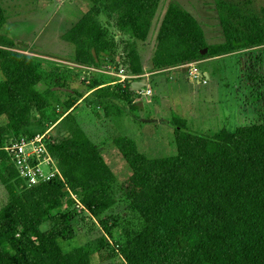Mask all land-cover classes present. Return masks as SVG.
<instances>
[{"label":"trees","instance_id":"obj_1","mask_svg":"<svg viewBox=\"0 0 264 264\" xmlns=\"http://www.w3.org/2000/svg\"><path fill=\"white\" fill-rule=\"evenodd\" d=\"M91 1L93 7L63 34L74 46L76 62L96 67L112 62L120 44L127 71L142 74L138 41H146L160 0ZM103 12L114 19L115 33L99 20ZM5 21L0 4V28ZM221 26L225 42L207 45L199 22L170 4L157 30L149 71L264 44V9L261 15H241L230 6ZM118 32L127 38L117 43ZM0 45L11 46L12 40L0 34ZM0 71V117L6 118L0 127L1 148L43 132L50 102L32 56L0 48ZM131 82L115 91L127 105L134 100ZM110 103L104 105L106 115ZM65 108L67 134L48 141L60 176L27 188L0 149V182L9 195L0 207V264H91L93 254L105 257L103 240L68 250L62 246L75 236L77 201L99 219L104 235L118 229L123 240L115 246L125 264L264 263V122L207 135L173 115L176 154L162 158L147 157L127 136H112L131 170L123 192L132 217L123 218L105 216L116 203L119 184L98 146L75 120L74 103ZM34 113L39 127L28 129ZM120 113L116 106V115ZM103 264L117 263L108 259Z\"/></svg>","mask_w":264,"mask_h":264},{"label":"rangeland","instance_id":"obj_2","mask_svg":"<svg viewBox=\"0 0 264 264\" xmlns=\"http://www.w3.org/2000/svg\"><path fill=\"white\" fill-rule=\"evenodd\" d=\"M172 3L181 6L199 22L207 45L225 42L221 16L229 15L230 6H235L241 15H261L264 9V0H160L146 41H138L144 71L134 75L127 71L120 44L112 62L97 67L76 62L74 46L63 39V34L93 7L91 0H0L6 16L0 34L12 40L11 46L0 45V48L34 58L37 72L43 79L42 88L49 93L50 106L42 119L48 120L46 129L50 128L54 137L66 135L62 119L68 112L66 104L73 102L75 120L98 146L102 158L116 176L119 184L116 203L105 216L132 217L123 192L131 170L112 144V136H127L147 157L162 158L176 154L173 115L185 119L193 131L207 135L223 128L233 130L264 122V44L241 47L196 66L199 73H208L207 84L190 81L187 67L148 75L157 30ZM99 20L111 33L116 32L112 17L103 12ZM237 22L234 20L235 24ZM120 34L117 33V43L127 38ZM2 79L0 71V81ZM132 80L147 81L149 87L134 90L133 104L127 105L118 99L115 91L119 85L123 88ZM147 88L152 90L150 96L143 93ZM107 102L111 103L106 115L103 109ZM116 106L121 108L119 116ZM34 116L33 125L28 129L39 127L36 124L38 113ZM5 121L1 116L0 127ZM8 197L6 187L0 182V207ZM77 211L79 215L73 221L75 236L62 242L64 249L87 243L96 245L103 240L105 257L97 252L91 256V264H103L108 259L125 264L116 251V241L123 240L118 229H113L112 236L104 235L98 218L91 217L80 206Z\"/></svg>","mask_w":264,"mask_h":264},{"label":"built area","instance_id":"obj_3","mask_svg":"<svg viewBox=\"0 0 264 264\" xmlns=\"http://www.w3.org/2000/svg\"><path fill=\"white\" fill-rule=\"evenodd\" d=\"M187 71L191 81L206 84V74L199 73L195 64H189ZM123 79L124 76L122 75ZM143 93L150 96L152 90L147 88ZM51 136L50 128H47L43 132H38L28 138L21 137L11 144L0 148L6 152L10 162L18 172L19 178L22 179L24 186L27 188L46 183L60 176V170L48 148V141ZM72 196L77 200L75 194H72ZM79 206L77 201V207Z\"/></svg>","mask_w":264,"mask_h":264},{"label":"crops","instance_id":"obj_4","mask_svg":"<svg viewBox=\"0 0 264 264\" xmlns=\"http://www.w3.org/2000/svg\"><path fill=\"white\" fill-rule=\"evenodd\" d=\"M229 53H231V52H229ZM229 53H225V54H220V55H215V56H210V57H204V58H202V59H200V60H198V61H194V62H190V63H186V64H182V65H178V66H175V67H171V68H166V69H162V70H157V71H149L148 72V75H156V74H158V73H160V72H162V71H165V70H175V69H179V68H185L186 69V67L189 65V64H191V63H193V64H195V66H199L200 64H204V63H207L208 61H211V60H213V59H216V58H220V57H224V56H226V55H228ZM205 74H206V76H207V78H208V73L207 72H205ZM189 79V78H188ZM190 80V79H189ZM191 81V80H190ZM147 82V81H146ZM206 84H207V82H206ZM147 85H148V83H147ZM149 87V86H148ZM93 91V90H92ZM85 97H86V95H85ZM81 100V99H80ZM79 103H80V101H79Z\"/></svg>","mask_w":264,"mask_h":264},{"label":"water","instance_id":"obj_5","mask_svg":"<svg viewBox=\"0 0 264 264\" xmlns=\"http://www.w3.org/2000/svg\"><path fill=\"white\" fill-rule=\"evenodd\" d=\"M243 42H239V44H242ZM131 86L133 90H139L147 86V82L144 80H133L131 82Z\"/></svg>","mask_w":264,"mask_h":264}]
</instances>
